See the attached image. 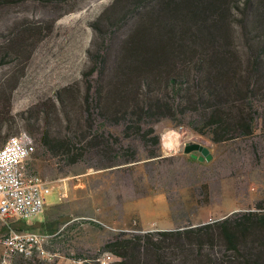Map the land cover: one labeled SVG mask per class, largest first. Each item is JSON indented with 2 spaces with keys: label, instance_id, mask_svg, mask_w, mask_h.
<instances>
[{
  "label": "trees",
  "instance_id": "1",
  "mask_svg": "<svg viewBox=\"0 0 264 264\" xmlns=\"http://www.w3.org/2000/svg\"><path fill=\"white\" fill-rule=\"evenodd\" d=\"M20 1L0 0V5ZM112 1L126 6L111 19L108 10L100 15L110 33L136 18L118 55V71L113 70L117 80H109L102 38L104 46L89 54L91 64L82 71V90L78 85L56 89L14 112L10 94L0 93V146L21 131V121L65 165L92 155L97 161L89 167L103 170L138 162L137 149L123 144L124 138L139 139L146 160L158 158L155 125L161 119L185 122L215 144L251 136L256 125L264 127V0ZM92 26L102 33L97 22ZM238 30L243 54L234 42ZM8 57V52L1 54L0 65L11 61ZM65 94L78 99L75 123ZM58 113L65 134L52 129V116L57 120ZM149 145L153 148L147 150ZM74 227L66 224L51 243L64 242ZM38 228L55 233L49 223L40 222ZM101 251L119 258L113 264H264V213L248 211L178 229L122 232L105 241ZM19 258L27 264H60Z\"/></svg>",
  "mask_w": 264,
  "mask_h": 264
},
{
  "label": "rangeland",
  "instance_id": "2",
  "mask_svg": "<svg viewBox=\"0 0 264 264\" xmlns=\"http://www.w3.org/2000/svg\"><path fill=\"white\" fill-rule=\"evenodd\" d=\"M112 2L24 0L0 5V55L8 52L11 58L0 65V93L10 94L13 112L38 98L52 96L56 89L78 85L82 90V71L91 64L89 54L104 46L102 38L107 43L109 80H117L113 70L118 71V55L136 18L129 17L110 33L100 15L108 10L106 14L111 19L126 6L124 1ZM94 22L101 34L92 26ZM235 35L234 42L243 54L246 50L239 30ZM65 95L67 110L75 123L79 113L78 99L71 101L69 95ZM58 115L60 121L52 116V129L65 134V120L60 113ZM17 122L20 130L29 132L21 121ZM155 132L160 135L158 158L146 160L143 143L135 137L124 138L123 144L137 149L138 162L130 167L103 170L89 167L97 161L92 155L67 166L40 146L38 135H32L36 148L32 161L40 165V175L51 171L60 175L50 182L52 189L47 205L58 203L56 186L59 184L71 188L74 183L85 180L86 187L82 189L85 191L81 202L71 203L72 194H68L64 204L45 207L33 218L22 221L36 228L40 223L35 222L41 220L51 224L53 232L60 229L59 233L71 220L69 224L76 227L73 233H68L64 242L50 241L47 248L65 256L79 257L102 252L103 243L122 230L132 235L138 231L198 226L248 211L264 213V127L256 125L251 136L218 144L194 132L185 122L177 124L161 119L155 125ZM188 142L207 146L212 158L199 161L191 157L183 150ZM68 176L74 177L59 181ZM88 220H96L99 226ZM34 230L43 232L39 228ZM4 233V228H0V238ZM1 256L0 244V261ZM6 264L27 262L13 255Z\"/></svg>",
  "mask_w": 264,
  "mask_h": 264
},
{
  "label": "built area",
  "instance_id": "3",
  "mask_svg": "<svg viewBox=\"0 0 264 264\" xmlns=\"http://www.w3.org/2000/svg\"><path fill=\"white\" fill-rule=\"evenodd\" d=\"M34 152L35 140L26 130L9 136L0 146V222L5 230L0 238V264H6L13 255L28 260L56 261L60 264H113L119 261V258L108 251L90 256H65L58 250L46 248L58 232L20 230L12 225L13 220H29L41 213L52 189L50 182L42 176L25 173L24 162ZM72 177L74 176L64 177L59 181ZM56 188L60 193L63 185L59 184Z\"/></svg>",
  "mask_w": 264,
  "mask_h": 264
},
{
  "label": "crops",
  "instance_id": "4",
  "mask_svg": "<svg viewBox=\"0 0 264 264\" xmlns=\"http://www.w3.org/2000/svg\"><path fill=\"white\" fill-rule=\"evenodd\" d=\"M183 148H184V145H183ZM32 156L29 159L25 160V162H24V170H25V173L27 175H29V174H38V175H40V173H42L41 168H40V165H37L36 166L35 162L32 161V159H33ZM40 176H42L47 181L51 182L52 179H54L57 176L59 177L60 175H58L54 171H51L50 173H43V175L41 174ZM84 187H86V181L85 180H83L81 183L80 182L74 183L71 188H67V187L63 188L61 190V192L59 193V196H58L59 201H58V203L52 204V205H46V207L58 206L61 203L64 204L63 200L64 201L66 200V197L68 196V194H72L71 195V199H72L71 200V203L74 200H76V201H74L73 203L81 202L80 199L83 197V193L85 191V190H82ZM69 190H70V192H68ZM25 221H27V220H25ZM68 221H69V223H71V220H68ZM40 222H41V220L40 221H37L35 223H38L39 224ZM67 222H65V223H67ZM64 224H63V226H64ZM12 225L16 229H20V230H34V229H38V226L36 228H33L32 227L33 225H31L29 222H23L22 220H13L12 221ZM0 228L2 229V225H1ZM74 229H75V227H74ZM73 231L69 232V234L73 233Z\"/></svg>",
  "mask_w": 264,
  "mask_h": 264
},
{
  "label": "water",
  "instance_id": "5",
  "mask_svg": "<svg viewBox=\"0 0 264 264\" xmlns=\"http://www.w3.org/2000/svg\"><path fill=\"white\" fill-rule=\"evenodd\" d=\"M184 152L198 151L199 155L192 154L194 158L201 161L203 159L210 160L212 158V154L209 148L203 144L198 142H188L184 145Z\"/></svg>",
  "mask_w": 264,
  "mask_h": 264
},
{
  "label": "flooded vegetation",
  "instance_id": "6",
  "mask_svg": "<svg viewBox=\"0 0 264 264\" xmlns=\"http://www.w3.org/2000/svg\"><path fill=\"white\" fill-rule=\"evenodd\" d=\"M192 154H196V155H198L199 154V152L198 151H191V152H189V155L192 157Z\"/></svg>",
  "mask_w": 264,
  "mask_h": 264
}]
</instances>
